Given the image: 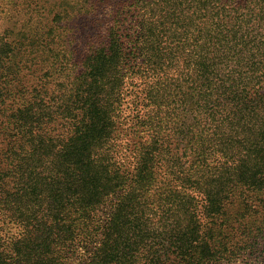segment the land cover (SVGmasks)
I'll list each match as a JSON object with an SVG mask.
<instances>
[{
    "label": "trees",
    "instance_id": "obj_1",
    "mask_svg": "<svg viewBox=\"0 0 264 264\" xmlns=\"http://www.w3.org/2000/svg\"><path fill=\"white\" fill-rule=\"evenodd\" d=\"M58 7L51 23L50 0H0V220L7 209L27 227L8 253L0 226V264H64V244L79 236L68 237L70 215L89 216L111 199L89 264L264 258V0H60ZM79 16L93 32L85 60L72 38L52 45L55 27L69 34L68 21ZM128 16L138 22L136 71L151 106L138 121L149 138L134 146L129 173L116 162L115 142L127 57L119 31ZM53 66L68 91L63 107L74 134L67 138L49 129ZM50 177L57 187L39 184ZM33 195L61 225L36 245L37 210L22 207ZM49 195L52 204L42 205Z\"/></svg>",
    "mask_w": 264,
    "mask_h": 264
},
{
    "label": "rangeland",
    "instance_id": "obj_2",
    "mask_svg": "<svg viewBox=\"0 0 264 264\" xmlns=\"http://www.w3.org/2000/svg\"><path fill=\"white\" fill-rule=\"evenodd\" d=\"M59 1L60 0H50V4L53 6V9L51 10L49 22L60 18L59 16H56L59 8ZM66 7L70 8L69 5ZM58 22L63 23V20H58ZM68 23L70 28H74L73 32H69L68 34V30H64L56 26V29L52 31V45L55 46L56 43L66 44V38H72L75 44L74 49L77 48V52L75 54L76 57H79L80 59L83 58L85 60L86 52L92 50V46H90L92 45V42H88L90 35L93 33L91 31L92 27L89 25V22L85 21L80 16L74 18L73 21H68ZM121 25L122 27L119 31V37L127 57L125 63L123 64V73L125 78L122 86V94L120 95V110L117 114L119 132L115 140L118 149V161L116 162L123 164L126 172L129 173L132 172L136 164L134 152L135 147L141 142H146L149 138L147 131L140 126L138 121L141 120V118L151 110V106H147V99L145 97V90L147 87L145 78H143V76H141V74L139 72L137 73L136 71V69L142 63V59L138 55H135L136 48L134 45V39L136 38L138 29L137 19L129 18L128 16L123 22L120 23V26ZM91 39L93 40V38ZM54 66L50 70L49 77V81H51L49 88L53 92L49 129H53L54 134L57 135L62 133L64 134V137L67 138L68 136L74 134L72 131L74 130V126L69 123L70 119H73V117L70 116L68 118L66 116L64 109L65 106L63 107V104L66 102L65 95L68 91L63 89L61 85V82L63 81V78H61V72L58 71L59 68H55ZM78 73H80V68L77 65L74 67L73 74L78 75ZM28 79L34 80L31 75L28 76L26 79V84H28ZM59 94H61V97H59ZM188 120L192 121L190 107L188 112ZM48 181L51 183L50 185L45 183L39 184L47 188H52L53 186L57 187V184H59L56 177H50ZM61 187L64 188L63 200L67 201L68 191L66 189V184H62ZM21 194H23V191L20 190V195ZM60 198L62 199L61 196ZM33 200L34 204L32 202L23 200L22 207L26 209L30 208L31 206H35L37 210L36 217L39 218V222L37 223L35 218L33 221L35 226L30 225L33 231L32 236L34 238V245H36L38 243H43V239L49 238L51 231L50 227L52 225L55 226L58 232L61 230V225L57 222L58 214L56 212L50 213L48 210H44V208L38 210L36 206L39 203L34 195ZM41 200L42 205L46 206V204H52L51 195L41 196ZM73 201L77 202L76 200ZM115 201L116 199H111L109 203L99 206L89 216L88 213L85 215L83 210L82 212L79 210L75 211L70 215L71 220H73L74 223L73 231L70 235H68V237H73L75 231L79 233V236L77 238L75 237L73 242L71 239V241L64 244V247H67L66 255L61 258L64 264H89L94 252L101 245L103 232L112 216L113 204ZM79 206V204H75L72 206V208L74 210L80 209L81 207ZM6 210H2L0 226L2 230V237L4 239L5 250L10 253L12 241L16 238L22 237L27 227H25L22 220L16 218L11 219L9 217L10 215H7ZM64 217H67V215ZM49 224L51 225L49 226ZM87 233H89L91 236V242H84L85 236H88ZM260 239L261 243L264 244V233ZM263 259L264 258L261 257L257 259L254 255H248L247 257H240L233 263L228 264H264ZM146 260L147 257H144L140 260V264H143L146 262ZM122 264H125V261L122 262Z\"/></svg>",
    "mask_w": 264,
    "mask_h": 264
}]
</instances>
